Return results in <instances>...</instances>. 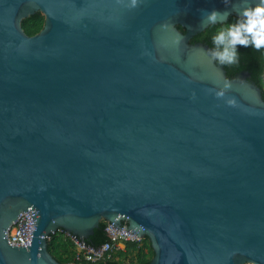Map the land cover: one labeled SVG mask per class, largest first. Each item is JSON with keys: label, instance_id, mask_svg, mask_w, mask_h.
I'll list each match as a JSON object with an SVG mask.
<instances>
[{"label": "water", "instance_id": "water-1", "mask_svg": "<svg viewBox=\"0 0 264 264\" xmlns=\"http://www.w3.org/2000/svg\"><path fill=\"white\" fill-rule=\"evenodd\" d=\"M130 5L0 0V264H61L50 236L85 247L102 221L147 237L149 264H264L262 89L191 43L245 0Z\"/></svg>", "mask_w": 264, "mask_h": 264}, {"label": "trees", "instance_id": "trees-1", "mask_svg": "<svg viewBox=\"0 0 264 264\" xmlns=\"http://www.w3.org/2000/svg\"><path fill=\"white\" fill-rule=\"evenodd\" d=\"M235 19L236 17L232 16L226 23L234 22ZM44 22V16L38 12L24 19L22 27L29 36H33L42 30ZM219 26L220 24L211 25L204 32L193 37L191 43H204L212 48L211 38ZM180 29L184 31L183 28L180 27ZM237 52L236 63L225 65L217 63L226 69L227 75L231 78L241 72H249L250 79L262 89L264 98V48L255 49L252 45H237ZM108 224L102 221L100 227L86 240L87 245L99 248L108 242L109 236L106 231ZM48 251L61 264H69L75 258L76 246L71 236L66 235L64 231H57L48 240ZM153 257L154 252L151 243L146 237L140 242H126L125 248L116 250L110 259L98 262L85 261L82 264H149Z\"/></svg>", "mask_w": 264, "mask_h": 264}, {"label": "clouds", "instance_id": "clouds-1", "mask_svg": "<svg viewBox=\"0 0 264 264\" xmlns=\"http://www.w3.org/2000/svg\"><path fill=\"white\" fill-rule=\"evenodd\" d=\"M137 0H131L132 7H135ZM244 7L238 10L234 22L224 23L226 12L212 9L204 13L202 24L220 26L212 36L213 47L209 49L212 59L221 65L234 64L238 59L237 45H252L255 49L264 48V0H254L248 4L245 0ZM179 38H177L178 42ZM227 86V85H226ZM222 96L223 92H216ZM233 103L232 100L227 101Z\"/></svg>", "mask_w": 264, "mask_h": 264}, {"label": "built area", "instance_id": "built-area-1", "mask_svg": "<svg viewBox=\"0 0 264 264\" xmlns=\"http://www.w3.org/2000/svg\"><path fill=\"white\" fill-rule=\"evenodd\" d=\"M36 224L29 212L23 213L8 230V241L13 246L28 247L32 244L33 232ZM62 231V230H60ZM109 241L99 248L87 245L82 247L72 236L76 246V255L69 264H82L83 262H98L112 258L116 250L124 249L126 242H140L141 239L130 232L119 233L110 224L106 228ZM66 234V232H64ZM67 235V234H66ZM70 236V235H69Z\"/></svg>", "mask_w": 264, "mask_h": 264}, {"label": "rangeland", "instance_id": "rangeland-1", "mask_svg": "<svg viewBox=\"0 0 264 264\" xmlns=\"http://www.w3.org/2000/svg\"><path fill=\"white\" fill-rule=\"evenodd\" d=\"M68 235V234H67Z\"/></svg>", "mask_w": 264, "mask_h": 264}]
</instances>
